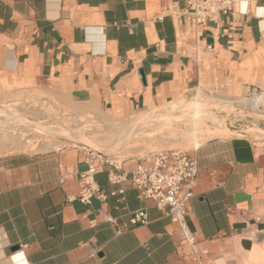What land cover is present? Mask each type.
<instances>
[{
  "label": "crops",
  "instance_id": "obj_1",
  "mask_svg": "<svg viewBox=\"0 0 264 264\" xmlns=\"http://www.w3.org/2000/svg\"><path fill=\"white\" fill-rule=\"evenodd\" d=\"M173 1L0 0V97L17 74L73 109L122 120L186 91L239 97L264 85V0L199 39L163 16ZM194 152L187 220L200 262L154 201L109 181V164L96 175L105 200L72 199L86 163L63 145L0 152V264H264V141L211 137ZM122 187L119 201L111 192ZM140 208L147 224L131 222Z\"/></svg>",
  "mask_w": 264,
  "mask_h": 264
},
{
  "label": "rangeland",
  "instance_id": "obj_2",
  "mask_svg": "<svg viewBox=\"0 0 264 264\" xmlns=\"http://www.w3.org/2000/svg\"><path fill=\"white\" fill-rule=\"evenodd\" d=\"M1 85L4 92L0 97V103L6 104L8 108L0 106V152L44 151L74 142L84 143L105 152L101 145L109 141L107 136L109 132L114 130L117 134L127 133L132 122L161 109L155 118L143 124L129 145L120 147L117 152L105 153L117 160L120 165L150 150L193 149L208 138H214L215 135L210 132L212 130L213 133L224 131L219 137L240 134L250 139H261L260 141L264 139V107L262 106L259 111L260 104L264 103V95L255 97L259 101L254 108L238 102L245 97L241 94L239 97L242 98H238L203 89L191 90L182 92L170 102L152 106L153 109L149 111L145 109L135 112L121 120L108 114L73 109L39 90L31 82L21 80L17 74H14L12 79H2ZM253 86L264 90V85ZM232 93L237 94L238 91ZM221 94L224 97H221ZM183 98L199 101L203 107L196 106L192 109L177 104V101ZM170 104L172 111L178 110L180 117H173L172 111L163 109ZM201 109L214 116L217 121L209 116L200 117L192 113ZM177 119L180 121L177 122ZM199 119L204 123H200ZM35 122L50 125L49 132H38L34 129ZM220 124L227 126L221 130ZM171 132L176 135L169 134ZM175 136L178 139H175Z\"/></svg>",
  "mask_w": 264,
  "mask_h": 264
},
{
  "label": "built area",
  "instance_id": "obj_3",
  "mask_svg": "<svg viewBox=\"0 0 264 264\" xmlns=\"http://www.w3.org/2000/svg\"><path fill=\"white\" fill-rule=\"evenodd\" d=\"M249 1L188 0L186 6L182 7L179 0H174L167 6L163 16H170L180 32L183 26H186L190 33L199 39L211 23L219 22L223 16L248 15L250 13ZM207 48L211 50V46H207ZM262 95H264L263 89L250 85L241 96L251 98ZM262 106L264 107V103L260 104L259 111ZM251 140L257 143L261 139L251 138ZM69 145L80 149L86 163V168L78 178L79 191L76 195L71 196L72 199L80 200L85 204H90L93 198L105 200L107 196L100 189L96 175L105 164H109L112 166V170L109 172V181L112 184H130L138 191L139 198L154 201L156 206L177 225L183 241L191 248L194 259L200 262L196 235L190 229L187 220L188 207L194 195V185L199 171L198 158L194 148L150 150L136 156L135 167L128 171L104 151L80 142ZM111 195L119 196L118 200L123 201L125 200V189L122 187L113 190ZM131 222L147 224L146 208L134 211Z\"/></svg>",
  "mask_w": 264,
  "mask_h": 264
},
{
  "label": "bare ground",
  "instance_id": "obj_4",
  "mask_svg": "<svg viewBox=\"0 0 264 264\" xmlns=\"http://www.w3.org/2000/svg\"><path fill=\"white\" fill-rule=\"evenodd\" d=\"M196 98V97H195ZM193 100H195V99H193ZM222 100V99H221ZM227 100V99H226ZM225 101V100H224ZM257 101H259V99L257 100V99H255V97H251V98H249V97H244L243 99H240V100H238V102L239 103H245V104H248V105H250V106H252V107H254L255 108V106H257L258 105V102ZM199 101H197V102H194V101H190V100H188V99H186V98H183V99H180V100H178L177 101V104H181V105H184V107H186V108H194V107H198V106H201V107H203L200 103H198ZM236 102V101H235ZM200 104V105H199ZM0 106L1 107H5V108H8L7 106H6V104L4 105V104H2V103H0ZM172 106H171V104L170 105H168V106H166V107H164L163 109L164 110H167V111H172V108H171ZM4 108V109H5ZM231 108V107H230ZM162 110V109H161ZM160 110V111H161ZM155 111V110H154ZM160 111L158 112H153V113H149V114H147V115H145L144 117H142L141 119H139V120H136V121H134V122H132V124H130L129 125V132H127V133H122V134H117V133H115L116 131H114V130H112L111 132H109L108 134L109 135H107L108 136V138H109V141L107 142V143H105L104 145H101V146H103L104 147V150H105V152L107 153H114V152H117V150L120 148V147H124V146H127V145H129V143H130V140L132 139V137L135 135V134H137V131H139V129L143 126V124H145L146 123V121H149V120H151V119H153V118H155V116H157L158 115V113H160ZM152 112V111H151ZM193 114H198V116H209V117H211L212 119L214 118V119H216L214 116L212 117L211 116V114H209V113H207V112H205V111H202V109L201 110H199V111H195V112H192ZM172 116L173 117H180L181 116V114H179L178 113V110L177 111H172ZM189 119V118H188ZM135 120V119H134ZM178 120V119H177ZM182 120V119H181ZM190 120V119H189ZM200 120V121H199ZM198 121L200 122V123H204L203 122V120L202 119H199ZM180 121V119L177 121V122H179ZM216 121H217V119H216ZM21 122V121H20ZM33 123V122H32ZM193 123V122H192ZM217 123V122H216ZM220 123V122H219ZM223 123V122H222ZM34 129H36L38 132H41V133H45L46 131H48L49 130V127H50V125L48 126L47 124H42V123H40V122H35L34 124ZM227 125L226 124H223V125H219V127H220V129L222 130V129H224L225 127H226ZM52 127V126H51ZM122 127V126H121ZM115 128V127H114ZM118 128V127H117ZM33 129V128H32ZM208 131H209V129H208ZM13 132V131H12ZM35 132V131H34ZM49 132V131H48ZM210 132H212L211 134L212 135H215V137H218L220 134H223L224 133V131H218L217 133H213V130L212 131H210ZM19 134L21 133V132H18ZM140 133V132H139ZM169 134H172V135H176V133H174L173 134V132H171V133H169ZM180 135V134H179ZM170 136V135H169ZM171 137V136H170ZM175 139H178V137H174ZM107 140V139H106ZM97 146V145H96ZM101 146H98V147H101Z\"/></svg>",
  "mask_w": 264,
  "mask_h": 264
},
{
  "label": "water",
  "instance_id": "obj_5",
  "mask_svg": "<svg viewBox=\"0 0 264 264\" xmlns=\"http://www.w3.org/2000/svg\"><path fill=\"white\" fill-rule=\"evenodd\" d=\"M141 73H142L143 79H144V81H145V74H144V71L141 70ZM17 247H18V246H15L14 249H16Z\"/></svg>",
  "mask_w": 264,
  "mask_h": 264
}]
</instances>
